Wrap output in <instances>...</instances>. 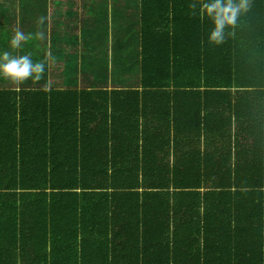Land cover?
Returning <instances> with one entry per match:
<instances>
[{"label": "trees", "instance_id": "1", "mask_svg": "<svg viewBox=\"0 0 264 264\" xmlns=\"http://www.w3.org/2000/svg\"><path fill=\"white\" fill-rule=\"evenodd\" d=\"M191 2L139 85L0 89V264H264V0L218 45Z\"/></svg>", "mask_w": 264, "mask_h": 264}, {"label": "crops", "instance_id": "2", "mask_svg": "<svg viewBox=\"0 0 264 264\" xmlns=\"http://www.w3.org/2000/svg\"><path fill=\"white\" fill-rule=\"evenodd\" d=\"M40 16L46 19L38 27ZM142 19L143 0H0V51L30 53L34 63L45 66L40 80L15 86L0 79V89H87L104 86L102 82L111 88L139 85L115 84L111 72L137 65L142 75ZM16 29L33 35L43 31L44 39L34 38L13 51L9 41ZM135 53L140 57L134 62L130 58Z\"/></svg>", "mask_w": 264, "mask_h": 264}, {"label": "clouds", "instance_id": "3", "mask_svg": "<svg viewBox=\"0 0 264 264\" xmlns=\"http://www.w3.org/2000/svg\"><path fill=\"white\" fill-rule=\"evenodd\" d=\"M249 6L250 0H192L189 5L194 15H199L202 20L206 18L211 21L208 42L217 45L224 42L226 35L232 34L227 30L235 29ZM45 19L44 16L38 17L37 26H42ZM34 38L43 40L44 32L37 31L33 35L16 29L9 41L10 48L13 51L20 50ZM44 70V63H34L30 53L13 55L9 51H0V79L12 85L20 86L29 79L38 81L42 78Z\"/></svg>", "mask_w": 264, "mask_h": 264}, {"label": "rangeland", "instance_id": "4", "mask_svg": "<svg viewBox=\"0 0 264 264\" xmlns=\"http://www.w3.org/2000/svg\"><path fill=\"white\" fill-rule=\"evenodd\" d=\"M109 46L105 47V50H108ZM135 52H136V48H135ZM104 57V56H103ZM139 55H137V53H135L130 59H133V61L135 62L137 59H139ZM129 64L130 66H132L131 61L129 60ZM134 69H125V68H119V70H117V68L115 67L114 71L111 72V78L115 81V84H123V85H130L133 84L135 82H139L141 80V72H139V66L135 65L133 66ZM104 79H107L108 76L103 77ZM124 80V81H121ZM102 84H109V82H102Z\"/></svg>", "mask_w": 264, "mask_h": 264}]
</instances>
